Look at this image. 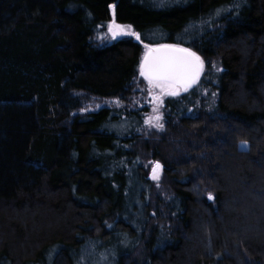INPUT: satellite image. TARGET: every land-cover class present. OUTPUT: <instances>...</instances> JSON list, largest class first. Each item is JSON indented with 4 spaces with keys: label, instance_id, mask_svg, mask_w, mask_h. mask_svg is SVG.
Segmentation results:
<instances>
[{
    "label": "trees",
    "instance_id": "obj_1",
    "mask_svg": "<svg viewBox=\"0 0 264 264\" xmlns=\"http://www.w3.org/2000/svg\"><path fill=\"white\" fill-rule=\"evenodd\" d=\"M160 44L204 69L146 128ZM101 258L264 264V0H0V264Z\"/></svg>",
    "mask_w": 264,
    "mask_h": 264
},
{
    "label": "snow or ice",
    "instance_id": "obj_2",
    "mask_svg": "<svg viewBox=\"0 0 264 264\" xmlns=\"http://www.w3.org/2000/svg\"><path fill=\"white\" fill-rule=\"evenodd\" d=\"M130 27L116 25L114 29L113 25L109 24L114 39L125 28L130 29ZM124 34L135 35L131 32H124ZM137 39H139L138 36ZM145 48H148V45H145ZM202 67L203 61L190 49L161 45L160 48L148 50L140 63L139 72L148 82L150 90L159 88L164 94L176 96L179 95V89L187 91L192 86L199 78ZM156 119L158 120L159 117ZM156 127L160 128L162 125L157 124ZM241 147L245 150L248 149L247 144H242ZM159 167L160 165L157 163L154 171ZM209 199H213L211 194H209Z\"/></svg>",
    "mask_w": 264,
    "mask_h": 264
},
{
    "label": "rangeland",
    "instance_id": "obj_3",
    "mask_svg": "<svg viewBox=\"0 0 264 264\" xmlns=\"http://www.w3.org/2000/svg\"><path fill=\"white\" fill-rule=\"evenodd\" d=\"M109 24H112L113 25V28L115 29V26L116 25H119V26H129V25H126V24H117L113 21H110L108 24H106L103 28L100 29V33L98 34L99 37H98V41L100 42H105V43H111L113 41H116V40H119V39H122L124 37H128V38H131L134 40V38L136 37V34L135 35H130V34H124V32H131L133 33L131 27L130 29L128 28H125L123 32H121L120 35H118L115 39L113 38V35H112V31H110L109 29ZM149 49L148 48H145V45H143V53L145 54L146 51ZM203 69H204V64H203ZM203 72V70H202ZM144 92H140V96L137 98V104L139 106H143L147 109V114L145 115V117L143 118V123H145V127L146 128H155V129H160V128H157L156 125L159 124V125H162V107H163V103H164V99L166 98H176V97H179L181 96V94H185L187 92H189V90L185 91V92H182L179 90V95H176V96H172V95H167V94H164L160 91L159 88H153L150 90V87H149V84L148 82H144ZM196 85V84H195ZM144 94V95H142ZM206 95L205 91L201 93L200 97H204ZM155 97V99H154ZM106 105H109V106H119L120 103L116 100L114 101H106L105 102ZM96 108H98V106L95 107V104H91L90 106H86L85 108H83V110H81L79 113H83L85 111H91V110H95ZM156 117H159V119L157 120ZM152 167V166H151ZM152 169V168H151ZM154 177H158V175H153ZM105 259V257H104ZM104 260L103 258L99 259L97 264H103Z\"/></svg>",
    "mask_w": 264,
    "mask_h": 264
},
{
    "label": "water",
    "instance_id": "obj_4",
    "mask_svg": "<svg viewBox=\"0 0 264 264\" xmlns=\"http://www.w3.org/2000/svg\"><path fill=\"white\" fill-rule=\"evenodd\" d=\"M111 10H112V7L110 8ZM161 45H165V44H160V45H157V46H153V47H149V49L150 48H152V49H155V48H160V46ZM168 45H170V44H168ZM174 46V45H173ZM176 47V46H175ZM179 48H182V47H179ZM148 49V50H149ZM148 50L146 51V53L148 52ZM145 53V54H146ZM145 54H143V57H142V59H141V61L143 60V58H144V56H145ZM141 61H140V63H141ZM140 63H139V66H140ZM202 70H203V67H202ZM201 73H202V71L200 72V75H199V78L192 84V86L191 87H189L188 88V90H190V89H192V87L199 81V79H200V77H201ZM142 77V76H141ZM143 78V77H142ZM144 79V78H143ZM145 80V79H144ZM146 81V80H145ZM147 82V81H146ZM180 91H182V92H185L183 89H179ZM157 164V162L156 163H154L153 165H152V169H151V172H150V176H151V174H155V173H157L159 170H160V167L158 168V169H155V171H154V167H155V165Z\"/></svg>",
    "mask_w": 264,
    "mask_h": 264
}]
</instances>
